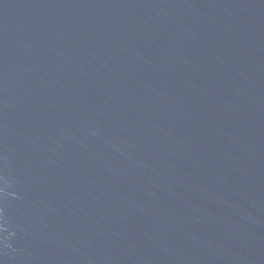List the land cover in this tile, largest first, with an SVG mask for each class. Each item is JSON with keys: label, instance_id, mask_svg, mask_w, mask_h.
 Instances as JSON below:
<instances>
[{"label": "water", "instance_id": "obj_1", "mask_svg": "<svg viewBox=\"0 0 264 264\" xmlns=\"http://www.w3.org/2000/svg\"><path fill=\"white\" fill-rule=\"evenodd\" d=\"M0 264H264V0H0Z\"/></svg>", "mask_w": 264, "mask_h": 264}]
</instances>
